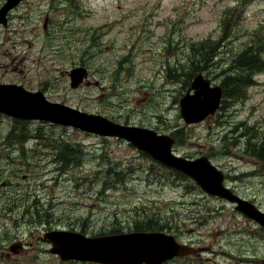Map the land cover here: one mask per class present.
I'll return each mask as SVG.
<instances>
[{"label": "rangeland", "instance_id": "1", "mask_svg": "<svg viewBox=\"0 0 264 264\" xmlns=\"http://www.w3.org/2000/svg\"><path fill=\"white\" fill-rule=\"evenodd\" d=\"M77 67L89 77L72 89ZM201 73L223 100L187 125L180 100ZM0 84L172 137L264 211V0H23L0 26ZM235 207L124 139L0 112V264H102L53 252L77 243L62 231L193 248L168 264H264V230Z\"/></svg>", "mask_w": 264, "mask_h": 264}, {"label": "water", "instance_id": "2", "mask_svg": "<svg viewBox=\"0 0 264 264\" xmlns=\"http://www.w3.org/2000/svg\"><path fill=\"white\" fill-rule=\"evenodd\" d=\"M22 1L7 0L0 9V26L8 25V14ZM88 77L89 71L86 67L74 68L70 72L71 88L78 89ZM7 98L10 100L6 101ZM222 99V88L212 86L210 79L205 78L202 73L198 74L180 100L184 122L187 125L204 122L219 110ZM0 112L21 120L46 121L77 128L86 133L124 139L154 160L186 174L208 195L236 205L239 213L264 227V212L228 188L223 172L208 158L188 160L176 156L173 152L175 140L172 137L146 128L124 126L100 115L87 114L67 105L50 102L43 93L29 92L17 85L0 84ZM62 233L77 242L72 247L63 246L60 249L58 243L52 241L55 246L53 252H59L63 259L72 257L102 264H164L176 257L193 253L191 246L180 244L174 236L159 232L101 237H87L65 231Z\"/></svg>", "mask_w": 264, "mask_h": 264}, {"label": "trees", "instance_id": "3", "mask_svg": "<svg viewBox=\"0 0 264 264\" xmlns=\"http://www.w3.org/2000/svg\"><path fill=\"white\" fill-rule=\"evenodd\" d=\"M198 50H201V51H207V49L205 48V47H199V48H197V49H195V51H198ZM213 50V49H212ZM195 51H194V53H195ZM250 59V58H249ZM244 65H251L252 66V64H250V62H245V63H243ZM196 71H198V70H196ZM195 71V72H196ZM230 78H231V80L229 81V83L230 84H228V88H230L231 87V85L232 86H234V87H237V79H235V78H232L231 76H230ZM229 80V79H228ZM227 80V81H228ZM24 139H26L25 137H24ZM261 153H262V151L260 152H258V155H261ZM182 174V173H181ZM184 175V174H183ZM147 228V227H146ZM146 228L145 229H137V231H143V230H146ZM149 231H152V230H149ZM117 233H120V232H117Z\"/></svg>", "mask_w": 264, "mask_h": 264}, {"label": "flooded vegetation", "instance_id": "4", "mask_svg": "<svg viewBox=\"0 0 264 264\" xmlns=\"http://www.w3.org/2000/svg\"><path fill=\"white\" fill-rule=\"evenodd\" d=\"M255 204V203H254ZM233 205V204H232ZM256 205V204H255ZM233 206H236V205H233ZM257 206V205H256ZM258 207V206H257ZM236 208V207H235ZM259 208V207H258ZM260 209V208H259ZM261 211H263L262 209H260ZM264 212V211H263ZM241 214V213H240ZM252 223H254L256 226H258L261 230H264V227H261L257 222H255L254 220H252V219H249ZM128 233H135V231L134 232H131V231H129V232H124L123 234H128ZM99 237H101V236H99ZM178 258V257H177ZM176 258H174L173 260H171V261H174ZM171 261H168V262H166V263H164V264H168L169 262H171Z\"/></svg>", "mask_w": 264, "mask_h": 264}, {"label": "bare ground", "instance_id": "5", "mask_svg": "<svg viewBox=\"0 0 264 264\" xmlns=\"http://www.w3.org/2000/svg\"><path fill=\"white\" fill-rule=\"evenodd\" d=\"M198 159V158H197ZM179 173H182V172H179ZM182 174H184V173H182ZM185 176H187L186 174H184ZM187 177H189V176H187Z\"/></svg>", "mask_w": 264, "mask_h": 264}]
</instances>
